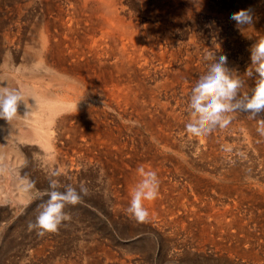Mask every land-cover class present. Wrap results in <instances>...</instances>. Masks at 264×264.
Returning a JSON list of instances; mask_svg holds the SVG:
<instances>
[{
    "label": "bare ground",
    "instance_id": "bare-ground-1",
    "mask_svg": "<svg viewBox=\"0 0 264 264\" xmlns=\"http://www.w3.org/2000/svg\"><path fill=\"white\" fill-rule=\"evenodd\" d=\"M194 11L195 6H189L186 0L16 2L10 17L13 25L2 34L8 47L0 87L21 90L28 99V106L19 105L21 117L13 122L11 135L7 130L0 131V161L13 164L16 173L21 175L22 171L27 172L26 168H20L24 155L27 156L24 151H32L30 154L40 158V166L48 170L55 169L54 164H57L61 173L77 178L83 175V167L96 162L114 180L128 175L135 177L140 166L151 170L157 160L154 149L157 151L158 143L160 154L171 152L188 160L190 146L200 159H211L217 166L220 155L234 152L238 144L226 141V133L219 134L218 127L206 136L187 134L185 125L191 116L187 117L181 107L184 99H172L168 95L176 83L186 84L187 78L198 69L196 25H191L193 30L187 40L183 29L189 26L185 21L193 19ZM27 31L29 37L25 36ZM12 47L17 51L13 52ZM19 59L23 61L22 66H16ZM249 60L243 64L237 62L230 70L243 78L251 65ZM30 61L34 62L33 67L26 66ZM36 71L46 74L40 76ZM100 105L116 111L122 119L126 116L148 136L144 138L149 142L144 144L142 154L135 145L134 132L124 136L119 117L118 121L108 119L104 110L97 112ZM0 128L9 126L0 120ZM240 138L243 139L240 141ZM233 140L256 148L264 164V136L257 130L234 133ZM220 174L226 177L227 171L221 168ZM138 178L140 180L139 175ZM159 180L161 190H178L176 183L172 185L162 177ZM30 190L41 192L44 189L35 185ZM20 196L23 199V195ZM216 201L213 197L209 200L203 197L191 203L194 222L213 242L217 241L218 231L228 232L231 225L238 222L234 209L229 205L217 207Z\"/></svg>",
    "mask_w": 264,
    "mask_h": 264
},
{
    "label": "rangeland",
    "instance_id": "rangeland-1",
    "mask_svg": "<svg viewBox=\"0 0 264 264\" xmlns=\"http://www.w3.org/2000/svg\"><path fill=\"white\" fill-rule=\"evenodd\" d=\"M19 1L22 0H0V74L5 66L4 58L8 47L3 42L2 34L13 25L10 20L11 13L15 9L16 2ZM131 1L141 3V0ZM186 1L189 6L194 5L196 8L193 19L185 21L189 22V26H184L183 29L184 39L187 40L188 34L193 30L191 25L193 23L196 25L194 29L198 32V69L193 76L187 78L186 84L176 83L168 95L172 99L176 97L184 99L181 107L188 117L190 114L187 103L191 89L208 68L209 62L203 58L205 53L215 51L217 57L227 56L229 69L237 62L243 64L245 60L250 59L251 47L264 36L262 32L264 31V0ZM248 8L252 9L253 21H255L243 30L237 31L235 22L230 16ZM256 21L258 23H255ZM33 32L31 31V34ZM25 36L29 37L30 33L25 32ZM12 50L17 51L15 47H12ZM249 61L251 64V59ZM22 63L23 61L19 59L16 66H22ZM34 65L33 61L26 64L28 67ZM36 72L40 76L46 74L42 71ZM241 79L245 83L240 92L247 90L246 92L250 93L255 86L254 78L244 76ZM101 110L107 113L108 119L119 117L116 111H110L100 105L97 112ZM230 115L233 118L224 129L216 128L219 134L226 133L224 136L226 141L238 145H235L234 152L220 155L217 166L211 159H200L190 146L187 152L188 160L182 158L180 154H170L171 152L160 154L158 153L160 145L157 143V151L154 149L157 152L155 158L157 160L152 163L154 167L151 170L156 171L158 177H162L164 181L172 185L176 183L178 190L173 192L171 189L159 188L158 198L145 202V207L149 211L146 223H137L130 219L126 212L131 191L139 182L138 173L136 172L135 177L128 175L113 180L104 173L105 169L98 163L92 162L87 164V167H83L85 169L82 176L72 178L62 173L58 178L62 184L78 186L80 183H85L91 194L84 198L82 204L69 205L65 208L71 219L65 222L58 232L38 237L35 231H29L28 223L35 220L39 211L38 205L47 199V196H43V199L36 197L48 188L49 170L46 169L48 167L40 166V158L30 154L32 151H24L27 156L24 155L20 168H26L27 172L22 171L21 175L16 173L13 164L1 160L0 264H264V164L263 162L261 164L256 148L233 140L234 133L242 134L243 130L256 131L258 123L257 120L246 117L247 114L243 112ZM259 117L264 118V112L260 113ZM124 118H118L124 136L134 132L135 145L138 153L142 154L144 144L148 145L149 142L144 138L148 136L126 116ZM242 139L240 138V141ZM221 140L220 138L219 141ZM262 142L264 144L263 140ZM57 167L58 165L54 164V168ZM221 168L227 171L226 177L220 174ZM221 179L224 181L220 183ZM29 182H34L38 188L44 190L41 192L30 190L27 187ZM203 197H207L208 200L212 197L216 199L217 207L229 205L234 209L236 221L238 220L237 224L231 225L228 232L218 231L217 241L214 242L194 222L192 214L191 203ZM192 198L193 200H190Z\"/></svg>",
    "mask_w": 264,
    "mask_h": 264
},
{
    "label": "clouds",
    "instance_id": "clouds-1",
    "mask_svg": "<svg viewBox=\"0 0 264 264\" xmlns=\"http://www.w3.org/2000/svg\"><path fill=\"white\" fill-rule=\"evenodd\" d=\"M230 19L235 22L238 30H243L253 23L252 9H241L233 13ZM250 52L251 65L244 75L254 78L255 86L250 93L240 92L245 81L227 67V56L217 57L215 51L205 53L203 58L209 62L207 71L192 87L187 103L191 116L185 125L187 134L194 137L206 136L216 127L227 126L233 118L230 114L243 112L247 113L249 119L257 120V132L264 136V118L259 117V114L264 112V39L257 41ZM21 103L28 106V99L21 90L8 86L0 87V120H4L9 126L8 129L0 128V131L7 130L11 135L13 122L21 117L18 114ZM137 173L140 180L131 191L126 212L129 218L137 223H146L149 211L145 202L158 198L160 180L156 171L146 170L143 166L138 167ZM61 175L58 169H50L48 188L36 197L43 199V196H47V199L38 205L39 211L35 220L28 223L29 231H35L38 237L58 232L60 227L71 219L65 208L82 204L84 198L91 194L85 183L78 186L62 184L58 179ZM34 186V182L27 185L29 189Z\"/></svg>",
    "mask_w": 264,
    "mask_h": 264
}]
</instances>
